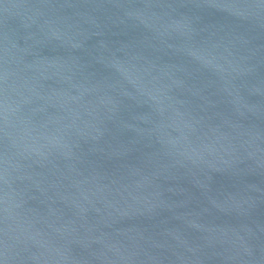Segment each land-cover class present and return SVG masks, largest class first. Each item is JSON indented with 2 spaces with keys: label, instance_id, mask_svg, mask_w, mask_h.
Here are the masks:
<instances>
[{
  "label": "water",
  "instance_id": "95a60500",
  "mask_svg": "<svg viewBox=\"0 0 264 264\" xmlns=\"http://www.w3.org/2000/svg\"><path fill=\"white\" fill-rule=\"evenodd\" d=\"M0 264H264V0H0Z\"/></svg>",
  "mask_w": 264,
  "mask_h": 264
}]
</instances>
